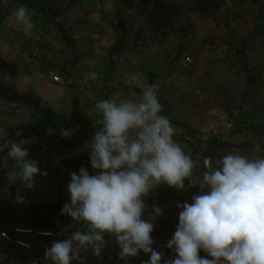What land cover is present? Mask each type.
Returning <instances> with one entry per match:
<instances>
[{
    "label": "rangeland",
    "instance_id": "rangeland-1",
    "mask_svg": "<svg viewBox=\"0 0 264 264\" xmlns=\"http://www.w3.org/2000/svg\"><path fill=\"white\" fill-rule=\"evenodd\" d=\"M31 1L38 8H31ZM70 1L0 0V51L20 67L19 76L2 77L3 84L11 91L32 92L44 105L66 117L72 115L78 101L82 116L97 126L98 101L109 95L118 101L138 102L144 86L154 78L159 85L158 98L175 118L171 122L173 140L196 163L195 168L200 166L202 151L214 134L234 144L255 143L257 147L253 149L237 146L229 153L260 159L259 144H264V0L259 3L225 0V5L211 15L194 10V0H168L179 4L181 12L173 27L156 35L136 1L77 0L71 8ZM21 4L30 14L34 13L31 18L35 27L27 36L12 15ZM119 11L126 21L127 39L114 56L111 72L109 55L122 34ZM179 50L183 52L179 54ZM186 57L191 58L188 65L183 63ZM49 71L61 75L62 82L53 84ZM42 117L27 101L0 97V146L19 127L36 125ZM65 128L74 129L68 138L61 135ZM93 135L80 124L60 123L40 129L33 135L34 161L39 166L63 157H90ZM195 168L192 176L186 178L188 183L184 181L183 190L161 183L143 197L146 207L141 218L154 224L152 247L162 254L161 264L176 255L174 249L164 245L173 237L179 223L182 208L177 205L192 203L193 197L201 192L203 180ZM214 169L211 166L209 170ZM18 190L27 200L34 188L19 183L3 194L17 205L21 203L16 199ZM154 207H159L161 214L152 220ZM24 221L15 213L11 224ZM67 222L86 229L82 222H74L71 217ZM105 240L107 244L99 258L87 249L79 264H143L149 260L150 253L143 251L122 260L115 237L105 234ZM8 254L11 252L0 248L1 257Z\"/></svg>",
    "mask_w": 264,
    "mask_h": 264
},
{
    "label": "clouds",
    "instance_id": "clouds-1",
    "mask_svg": "<svg viewBox=\"0 0 264 264\" xmlns=\"http://www.w3.org/2000/svg\"><path fill=\"white\" fill-rule=\"evenodd\" d=\"M12 15L30 35L34 13L21 4ZM158 89V84L145 85L138 102L113 96L95 104L101 119L89 145L90 164L100 171L90 175L82 166L79 174L70 173V203L61 209L74 222H82L86 231H73L46 248L45 259L51 264L79 260L82 248L99 258L107 244L105 234L115 237L120 259L127 261L143 251L150 253L143 264H161L162 254L152 247L154 224L141 218L143 197L161 183L183 190L196 163L173 140L174 127L161 114ZM73 131L65 128L61 135L68 138ZM31 142L20 139L0 146L14 161L5 173L10 185L19 182L32 189L38 174L47 176L29 159L25 145ZM219 165L204 171L201 192L192 203L177 205L182 208L179 223L167 242L176 255L165 264H264V159L229 153ZM205 168L211 169L208 159ZM16 199L23 202L19 190ZM160 214L154 207L151 219ZM200 251L211 259L201 257Z\"/></svg>",
    "mask_w": 264,
    "mask_h": 264
},
{
    "label": "trees",
    "instance_id": "trees-1",
    "mask_svg": "<svg viewBox=\"0 0 264 264\" xmlns=\"http://www.w3.org/2000/svg\"><path fill=\"white\" fill-rule=\"evenodd\" d=\"M15 2H21L22 0H12ZM77 0H71L69 7H73ZM123 3L136 1L141 8V14L145 15L150 25L151 31L154 35L164 31L166 28L173 27L176 16L181 12L179 4L171 3L168 0H121ZM252 3H259L261 0H251ZM225 5V0H194L193 9L202 12L206 15H211L216 10L222 8ZM31 8H38L36 2L31 1L29 3ZM122 11L118 12L119 27L122 34L117 37L115 45L113 46L109 58L112 62L111 72L114 71L113 62L114 56L118 54L127 39L126 34V21L122 18ZM55 18V17H54ZM53 18V19H54ZM55 20V19H54ZM61 32L63 28L56 22ZM65 37V35H64ZM183 51L179 50V54ZM1 74H6L11 77H17L20 74V67L15 61L7 60L0 51V97L9 101H27L29 102L40 114L42 118L38 120V124H27L19 127L17 132L12 136H8L2 143L16 141L20 139H28L32 141L30 144L25 145L29 152V159L34 160L35 141L34 134L38 133L40 129H47L50 126H56L60 123L66 125L80 124L87 127L93 134L100 124L94 126L89 120L84 118L81 113V107L78 101L74 103V111L70 117H66L61 114H57L55 110L42 103L40 97L34 96L32 92H16L11 91L5 86L1 79ZM156 84L155 79L151 78L149 85ZM105 99H109V95L105 96ZM104 99V100H105ZM160 104L163 106L162 115L168 117L171 122H175V118L171 114V111L165 106L166 104L158 98ZM101 119V117H100ZM1 145V146H2ZM241 147L253 149L256 146L253 142L246 144H234L229 140H225L224 136L214 134L209 140L208 144L202 151L201 164L198 168H195V172L203 180V173L206 170L205 160L210 161L211 166L216 168L220 167L219 161L225 155L229 154L233 150V147ZM259 147L261 152L257 154V157L264 159V144L260 143ZM7 149L0 151V233L8 232L14 238H21L30 240L33 243L34 250L41 252L40 242L37 239L30 238L24 235H19L15 232L16 227H28L35 230L54 231L59 232L63 230H80L86 231L82 227H73L71 222H67L69 216L61 213L62 207L70 202V196L67 189V185L70 183V173L76 172L79 174V169L85 167L89 174H97L100 170H94L90 164V157L87 155H75L69 157H63L56 162L49 160L44 164H40L38 167L41 171L47 172V176L37 175L35 177L34 190L32 195L19 204H13L3 194L5 191L13 190V187L19 182L10 185L5 177V173L12 168L14 161H12L7 155ZM6 158V161L3 159ZM188 183V180H185ZM17 208V210H15ZM15 213H18L20 219H25L23 224L13 225L11 224L12 217ZM58 226V229L56 227ZM3 247L4 251L7 246L0 238V248ZM8 249V248H7ZM10 251V250H9ZM18 249L14 247V252ZM201 257H207L206 253H199ZM84 256V255H83ZM3 264H22V259L16 255L11 257L8 255H2ZM211 259V257H207ZM80 263V262H79Z\"/></svg>",
    "mask_w": 264,
    "mask_h": 264
},
{
    "label": "built area",
    "instance_id": "built-area-1",
    "mask_svg": "<svg viewBox=\"0 0 264 264\" xmlns=\"http://www.w3.org/2000/svg\"><path fill=\"white\" fill-rule=\"evenodd\" d=\"M185 65L191 63V58L186 57L183 61ZM49 77L53 84H60L62 82V77L54 71H49ZM74 230H63L59 232L54 231H44V230H35L28 227H16L15 232L19 235H24L30 238L37 239L40 242L41 252L34 250L33 243L30 240H25L21 238H14L11 234L4 231L0 233V238L5 243V250H10V256L18 255L22 259V264H51L50 260L45 259V249L50 247L54 241L67 239L68 235L71 234ZM164 246H167L164 245ZM17 248L18 251L14 252ZM87 249H80V258L79 260H74L71 264H79L81 258L85 254ZM199 253H204L200 251ZM3 258L0 256V264H3Z\"/></svg>",
    "mask_w": 264,
    "mask_h": 264
},
{
    "label": "crops",
    "instance_id": "crops-1",
    "mask_svg": "<svg viewBox=\"0 0 264 264\" xmlns=\"http://www.w3.org/2000/svg\"><path fill=\"white\" fill-rule=\"evenodd\" d=\"M110 59V58H109ZM111 61V60H110ZM111 64H112V62H111ZM113 64H114V62H113ZM114 66V65H113ZM4 75H6V74H1V79H2V77L4 76ZM13 78H15V77H13Z\"/></svg>",
    "mask_w": 264,
    "mask_h": 264
}]
</instances>
